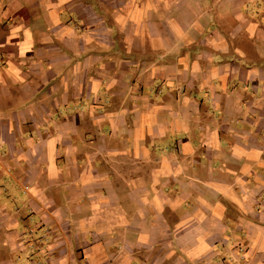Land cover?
<instances>
[{
  "label": "crops",
  "instance_id": "1",
  "mask_svg": "<svg viewBox=\"0 0 264 264\" xmlns=\"http://www.w3.org/2000/svg\"><path fill=\"white\" fill-rule=\"evenodd\" d=\"M0 264H264V0H0Z\"/></svg>",
  "mask_w": 264,
  "mask_h": 264
}]
</instances>
